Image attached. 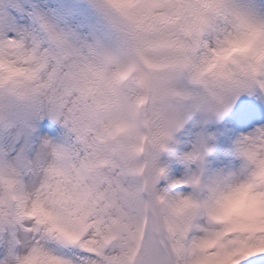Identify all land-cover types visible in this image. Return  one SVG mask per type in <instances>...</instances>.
Segmentation results:
<instances>
[{
    "label": "snow or ice",
    "instance_id": "obj_1",
    "mask_svg": "<svg viewBox=\"0 0 264 264\" xmlns=\"http://www.w3.org/2000/svg\"><path fill=\"white\" fill-rule=\"evenodd\" d=\"M0 264H264V0H0Z\"/></svg>",
    "mask_w": 264,
    "mask_h": 264
},
{
    "label": "clouds",
    "instance_id": "obj_2",
    "mask_svg": "<svg viewBox=\"0 0 264 264\" xmlns=\"http://www.w3.org/2000/svg\"><path fill=\"white\" fill-rule=\"evenodd\" d=\"M237 199H238L237 197H232V198H229L227 201H225L221 209L222 215L227 216L232 213L233 209L237 205Z\"/></svg>",
    "mask_w": 264,
    "mask_h": 264
},
{
    "label": "bare ground",
    "instance_id": "obj_3",
    "mask_svg": "<svg viewBox=\"0 0 264 264\" xmlns=\"http://www.w3.org/2000/svg\"><path fill=\"white\" fill-rule=\"evenodd\" d=\"M241 164H242V162L239 163L238 165H236V169H238L241 166ZM169 176H170V178H173V177L177 176V174L174 173L173 170H171V172L169 173Z\"/></svg>",
    "mask_w": 264,
    "mask_h": 264
}]
</instances>
